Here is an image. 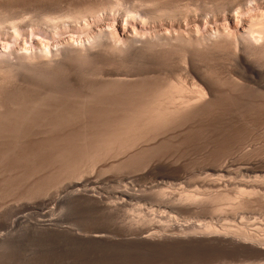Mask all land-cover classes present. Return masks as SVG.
Segmentation results:
<instances>
[{"label": "bare ground", "instance_id": "1", "mask_svg": "<svg viewBox=\"0 0 264 264\" xmlns=\"http://www.w3.org/2000/svg\"><path fill=\"white\" fill-rule=\"evenodd\" d=\"M13 1L15 2V0ZM22 1L23 0H21V3L24 4V2ZM25 1L28 2V0ZM45 1L47 2V0ZM78 1L79 4L81 0ZM49 2L56 3V1L54 2L53 0ZM7 3L9 4V2ZM45 3H42L41 1V5H44ZM67 3H69V0ZM82 3L83 4L79 5L78 7L75 6L76 8L74 9L71 8L70 5L73 4L70 3L68 6H70V8L73 10L69 9V11L65 6L66 8H64V11L66 9L67 12H62L58 9L57 11L55 10L52 12L45 11L47 9H45L44 7V10L41 13H39L40 10H38L36 11L37 13L35 12L36 14L33 13V15L32 13L31 15H26L24 12L23 16L18 15L17 17V14L15 15L14 13L16 17L14 18L10 14V17H12L13 19H9L8 14V18H5L6 16L3 15L5 17L1 19V16L0 33L2 30L3 32L5 31L8 33L12 29V31H15V33H22L21 29L29 26H34L33 28H35L38 27V25L40 28H42V30L46 32H55V30L58 32H60L61 30H69L71 33H78V31L81 30L85 25H90V28L91 25H93L95 22H102V27L96 31L97 26L95 25V31H93V33L91 32V35H89L87 32L89 36L87 35L88 38L85 41L83 39V42L81 44H75L74 40H72V42L69 39L70 41L68 40L63 45L57 46L53 49H50V46H48L49 48L43 47L42 49L41 46V49H36L31 53L17 52V50L15 52L13 50L12 52L11 49V52L8 50L9 52L7 53H0V137H5L6 135H8L17 138L20 137V139H22L23 133L32 130V128L28 129V127H30L32 124H36V122L38 121L57 124V126L58 124L73 125V123L76 122L82 123L83 126H93L94 129L86 130L85 128V130L83 129L82 132H80L81 134L79 133L80 137L79 135L77 137L80 139V143L78 145H74L72 142L73 139H71L70 137L69 141L72 143H70L69 145L67 144L66 148L64 147L65 149L63 150V152L62 150L58 151L60 154L62 152L63 163L61 162V165L64 168L63 171L70 172V170L72 169L77 171L78 168L81 167L82 171L79 172V168V173L77 172L76 176L80 174L82 177L83 174L81 173H84L88 170L90 171L99 162H106V160L110 159V161L112 162L110 163L108 161L110 163V166L108 167L113 169L118 168V170L121 169L126 172V174H124L125 172L122 171V175L125 176L121 177V174H118L121 178L117 177L118 180H115L117 181V183L122 184L120 185L121 187H117L118 189L122 188L118 192L119 195L115 193L116 191L114 192L112 190H107V192H114V194H116L118 198L122 199V201L120 200L122 206H127V203L122 204L123 201L125 203V201L128 202V199L134 200L135 198H137L136 200H138L140 197H143L141 193L144 192H142V190H146V188L144 187H148V183H158L157 187H152L153 185L151 186L152 189L148 187L147 189H150V191L158 188L160 184L166 183L167 185V181L169 180H172V183H180L182 182V180L186 182L188 180L187 184L189 185V181L193 182L192 179L195 177V175H197V172L195 171L196 173L195 175H193L194 177H190L192 181L189 180L190 178H186L187 180L185 179V181L183 176L185 174H176L182 172V170L184 169L182 159L181 161L174 160L175 158L166 155L171 154V152L165 154L163 149L167 146L168 142H171L172 139L173 141L177 139L178 137L174 138L177 135L183 136L181 135V133L185 134V132H187V127L191 123L196 122L195 120L199 116V114L206 111V109L210 110L211 108L208 109V107H210L215 101L220 100V97L223 96L224 98H229L228 101L231 99H233L234 101L242 92H247V95H249L248 93H250L256 98H258V95L264 94V0H87V2L85 3L83 0ZM19 4L20 2L17 4L20 8L24 6L23 4L21 6ZM29 4L32 5L31 3ZM39 4L37 5L40 6ZM66 4L64 3L63 6ZM13 5L14 3L12 5H9V8ZM30 5L28 7L31 8ZM32 6L34 7V5ZM52 6L56 9L54 4H52L51 7ZM58 6L61 7V4H59ZM47 7L48 6H46V8ZM20 8L19 11H21ZM34 24L38 25L35 26ZM98 26L100 25L98 24ZM206 27L214 28L215 32L210 29V31L212 30L213 33H200L202 32L201 30ZM87 29L88 26L87 28H85V30ZM104 61L109 63L111 61H113L112 63L117 62L118 65L120 62L121 66H116V64H113L115 65L113 66L111 65L112 63H110L108 67L107 63H104ZM100 62L102 64L104 63V66L100 65ZM73 66H75L76 68H73ZM77 68L79 71L77 70ZM76 70L79 73H77ZM16 80L18 81L17 83L20 82L21 84L23 82L25 83V85L26 83L27 85L30 84V86L33 83L37 88L42 87V89L39 88L40 90L38 91V89L36 88L38 93L33 94V92H28L30 88L29 86V88H26V91L24 90V86L22 91L20 90V88L23 86V84H21L22 86H18L17 84H15L17 86H13V82H16ZM37 80L38 83L46 82L48 86L45 84V88H43L44 83L43 85H40L35 82ZM62 82L69 83L65 86H68L70 84L74 85L72 86L73 88L71 87V89L77 93L71 92L72 90L68 91L70 89L67 90L65 86L64 87L66 89H63L62 86L64 84L59 87ZM36 84H38V86ZM35 86H32L30 89ZM76 86H79L77 88L79 92L76 90ZM67 92H70L69 96ZM71 93L77 95L70 96ZM242 95L243 94H241V97ZM247 95L244 97H247ZM246 99H248V97ZM212 109L214 111L215 108ZM206 113L207 112H205V114ZM54 130L56 131L57 129ZM54 130L53 132L56 133ZM29 132H27L26 135ZM49 133L51 132L49 131ZM58 133L59 132L57 131V134ZM31 134H33V131ZM31 134L29 136H31ZM49 136L50 135H48V137ZM71 136L73 137L72 134ZM61 138H63V136ZM78 138H76V141ZM255 139H248L250 141L249 144H244L240 141L239 145H237L236 148L233 147L235 149L233 150L234 152L232 153L230 152V150L229 152L232 154H229L228 152V156L226 155L227 153H224V155H226L227 157H225L223 160L220 159L217 164H205L206 161L204 162L202 160V163L204 162L203 164H205L203 166V170L205 171L203 172V174L205 173V178H202L203 175L200 172H202L203 170H200L199 176H202V179L200 178L198 183L202 181L201 183H206V187L207 184L216 186V188H214L213 186V188H209L214 189V191L215 189L221 187H223L222 189H224L228 185H233L231 187L235 188L237 184H242L244 185V189L240 188V190L237 191V193L239 192L242 197H247L251 194L253 195V193L254 195L256 193H260L258 191L255 192V190L257 189L253 187L264 181V174L261 175L260 172L262 168L259 170L260 166L255 160L256 157H254V159H251L250 157L249 160H243L241 158V156L243 157V155L245 154H255L254 152L257 151V147H259L257 146V142ZM244 140L245 139H243L242 141ZM176 157L178 158L179 156L177 155ZM182 157L183 156H181V158ZM214 161H216V159ZM214 161L213 163H215ZM187 163L188 162H186V164ZM257 165L259 166V168ZM101 168L102 170L104 169L103 166H101ZM193 168L195 169V166ZM97 169H99V167ZM106 169L108 168L106 167L104 169V173ZM92 170L94 171V168ZM121 170L119 172H121ZM100 171L101 170H99V172ZM170 171L176 172L174 173L175 175H170ZM75 172L73 171L70 174L73 173L75 175ZM183 173H185V171ZM168 174L170 176H168ZM234 174H242L243 178H241V176V179L237 180ZM244 175L249 178L247 179V177H245ZM76 176L73 177L76 178ZM85 176L88 177L89 175ZM115 176L113 178H115ZM198 177H195L194 179H199ZM77 178L79 179V176H77ZM96 178L99 179L100 176H97ZM104 178L105 177H103V179L100 178L99 180L102 181L104 180ZM97 179H95V181L98 182ZM80 180H82V178L79 179V182ZM83 181H85V178ZM95 181L94 179L89 180L90 184H94ZM197 181L198 180H195L194 182ZM83 183L86 184L87 182L85 181ZM198 183H195L196 186ZM96 184L98 185V183ZM109 184L111 183L109 182ZM80 185L81 184H79L78 186ZM176 185L177 184L175 183L174 186H171L175 188ZM178 185H180V187L183 186L181 184ZM72 186L73 185L71 184V187ZM162 186L164 187V185ZM162 186L160 187L162 188ZM184 186L183 191L182 188L180 189L178 187V190H176V192L178 191L179 193L176 194L175 189H171L174 191V193L171 194V191L169 189L170 187L166 188L167 186H165V189H167L166 191L164 190V188H160V190L157 189L155 192L160 191V197L162 194V198L164 196V198L167 197L168 200L165 199V201L168 202L167 204L164 203V198L162 201L163 205L166 204L167 208H169L170 206L171 208H175L177 212L180 213L189 212L190 210L192 213L197 211L196 213L198 215L203 213V205L206 208L204 209L207 211V207H211L213 205V202L216 204L221 201L222 203V200L224 198L226 199V197L228 196L227 198L229 199L230 196V193L227 195L225 194L226 191L224 193L221 189H219L221 191L216 192L217 194L215 195H211L208 193L209 195L206 197V199L208 198V200L211 202V205L209 206V201L205 199L207 203L205 201L203 202V195L201 196L200 193L198 194L195 191L194 192L197 194H195L194 192L192 193L191 190V192L188 191L189 189L184 191ZM201 186H199L198 188H200ZM93 187H87L88 189L86 188L87 190L85 191L81 190L83 188L80 189V187L75 188V192H78L77 197L81 194V196L85 197L88 201L90 200L91 203L92 201H94L96 205L99 204L96 202H102L103 200L106 201L107 199H103V196L105 194H101L102 192L100 193L99 191H96V189H94ZM246 187H252V191L248 188V190H246ZM113 188L117 190L115 186ZM206 189L208 190V188H205V190ZM253 189L255 190L253 191ZM167 191H170L169 194L171 195H169ZM69 194L66 195L69 197L72 192L70 195ZM144 195H146V193H144ZM198 195H200L202 198ZM116 196L114 195L113 198L115 199ZM253 196H250L249 198H252ZM106 197L108 196L106 195ZM235 197L238 198L240 196L236 194ZM246 197L245 199H243V197L242 199L240 198L241 200H235V206L232 205V207H234V209L236 210L235 215H238V209H244L246 205L248 206L250 202L249 200L251 199H246ZM71 198L74 201L73 197ZM108 199H110V197ZM228 199H226V201ZM116 200H114V204ZM109 201L111 200H108L107 202ZM50 203L47 202L49 206H51ZM111 203V205H106V207L109 208V210L114 211L116 207L112 206L113 200ZM203 203H206L208 206ZM101 204L105 206V204L107 203L105 202V204ZM108 204H110V202ZM47 206L48 205H45L44 208H46ZM111 206L114 209L111 208ZM128 206H130V203H128ZM219 206L215 205V213L217 211L220 212V210L223 209V207L221 208ZM213 208L214 207L212 206V209H209L213 210ZM181 210H185V212ZM198 210H200L201 213H198ZM205 213L208 216L209 213ZM211 213L213 212H210V214ZM204 214H201L203 218L206 216ZM145 215H141L139 216V218H137L138 214L137 216H135L137 218V220H135L137 222L139 221L138 224L141 221H154L155 217L153 218V215ZM209 217L213 218L212 215H210ZM206 219L204 218V220ZM209 222V224L208 222L207 224L206 222H203L205 223L204 226L202 224H199L200 226H197V224L192 228L191 226H189L188 229H190V231L186 228V235V230L182 229V231H185H183L185 237L182 236V240L189 241L191 239L197 238L199 240L208 241L210 243H218V245L228 244L229 246L230 244L235 245V247L239 246V248L243 247V249L245 247L255 248V250L256 248L264 250V244L260 241L261 236L263 238L262 233L260 234V229H262L261 227L263 226L258 223L259 221L255 222V227L253 230H249L247 226H240L235 230L231 229L230 227L218 229L214 225H212L211 221ZM135 224H133V226L131 225L132 227L130 225V227H127L132 229ZM42 225H46L45 227H48V229L52 228L51 230L54 229L59 231L63 229L54 227L50 222L42 223ZM137 225L134 228L137 230L140 228V231L137 232L141 234L142 232H145L141 230L143 226L140 227L139 224L138 228ZM127 227L126 229L128 230L125 229L126 231L124 230V233H126L127 231L129 232V230L131 233L132 230H134H131ZM66 229L68 228L65 227L64 230ZM160 230H165L166 233L172 231H167L164 226L163 228H160ZM175 231L179 233L181 229L179 228V231L175 229ZM74 232L75 235L79 236V239H82V241L84 240L85 242L89 240V243L91 241H95L96 243L98 241L104 240H115V238H111V236L109 237V235L107 236L106 233H102L100 230L94 232L93 234L88 233L89 235H82V233L80 234L76 231ZM151 232L153 233L154 231H149V233L147 232V234L143 233L141 235L142 237L140 236L141 238L138 237L139 235H137V238L143 240L144 242L149 241L159 244V239H164L165 241L168 240V238L174 237L172 235H169L171 234L169 233L168 235L172 237H165L166 234H164V238H162L161 236V238L158 239L156 237L159 236L158 231V235L156 236L151 234ZM120 233H123V231ZM132 236L135 239L134 235ZM175 236L176 237L174 238L176 239L177 235ZM156 238L158 240H156ZM125 240H127V238ZM161 242H163V240H161ZM251 250L253 249H250V251Z\"/></svg>", "mask_w": 264, "mask_h": 264}, {"label": "rangeland", "instance_id": "2", "mask_svg": "<svg viewBox=\"0 0 264 264\" xmlns=\"http://www.w3.org/2000/svg\"><path fill=\"white\" fill-rule=\"evenodd\" d=\"M2 1L0 0V18L2 16L1 19H3L5 16H6L5 18H8V16H9V19H13L12 17L16 18L15 17L16 14H17V17H18V15L23 16L24 12L26 15L27 14L31 15V13L33 15V13L40 10L39 13H41L44 10L43 9L44 7H45V9H47L45 11H51L52 12L55 10L57 11V9H58L62 12H65V11L67 12V10H69L71 8L74 9V8L78 7L79 5L83 4L82 3L83 0H81L79 4H78V2H79L78 0H77V2H76V0H73V2H72V0H69V3H67L68 0H60V1L59 0H53L54 2L56 1L57 4L53 3V2L50 3L49 1H51V0H49V1L47 0V2L45 0H37V1L34 0L35 2L33 0H28L29 3L34 5V7H33L32 5H30L25 0L22 1V2H24V4L21 3V0H19V1L15 0L16 3L13 0H7V1L2 0ZM41 1H42V3H45V2L49 3V4L45 3L46 6L49 7V9H48V7L46 8L45 4L44 5L42 4L43 5L42 6ZM62 1H64V2H62ZM5 2L8 6L5 4ZM7 2H9V4ZM19 2H20V4H19L20 6L22 4L24 5V6H22L23 10H22V8H20L17 5ZM85 2H87V0H84V3ZM13 3H14V5L9 8V5H12ZM58 3L61 4V7L58 6L59 5ZM64 3L65 4L67 3V4L63 6ZM70 3L73 4V5H70L71 8H70V6H68ZM74 3H75V5H74ZM25 4L27 7L25 6ZM37 4H39L41 7L38 6ZM50 4L51 5L54 4L56 9L53 6L51 7ZM29 5L31 6V8L28 7ZM16 6H18V7H16ZM65 6L67 7V10L65 9V11H64V8H66ZM72 6H74V7H72ZM62 7H63V9H62ZM19 8L21 9V11H19ZM25 8L28 10H26ZM50 8H53V9H50ZM15 9H17V10H15ZM73 9H71V10H73ZM14 13H15V15H14ZM7 14H8V16H7ZM10 14L12 17H10ZM3 15H5V16H3ZM98 24L100 26H98ZM34 25L36 26L38 24H34ZM93 25H91V27H90L91 29L89 28L90 25H87L88 26L87 30H85V28H87V26L85 25L86 27L84 26L82 28L85 31H83L81 29L78 31V33H71L69 30H61L60 32H58L56 30H55V32L54 31L53 32L52 31L46 32V31L42 30V28H40L39 25H38L39 28L38 27L33 28L34 26L33 27L29 26V27L23 28V29H21L22 33L21 32L15 33V31H12L13 29L10 30V32H8V33L5 31L3 32V30H2L0 33V53H2V52L7 53L9 51L11 52V50H12V52H13V50H14V52L17 50V52H27V53L29 52V53H31V52L35 51L36 49L37 50L41 49V46H42V49H43V47L49 48L48 46H50V49L51 48L53 49L57 46L63 45L69 39L71 41L74 40L75 44H81L83 42V39L85 41L88 38L87 37L88 34L91 35V32L93 33V31H95V28H96L95 25L97 26L96 31L102 27V22H95ZM210 29H212L213 32H215L214 28L206 27V28H203L201 30L202 32H200V33H203V34L205 32H206L205 34L213 33L212 30L210 31ZM23 30H25V31H23ZM63 31H65V32H63ZM56 32H58V33H56ZM87 32H88V34H87ZM9 45L11 48L9 47ZM112 62L113 61H111L110 63H112ZM100 63H98V64H100ZM104 63H107V65L109 67V65H110L109 62L104 61ZM104 63L103 64L101 63L100 65L104 66ZM113 64H116V66L118 65L117 62L116 63L114 62L111 65H113ZM103 66H101V67H103ZM113 66H115V65H113ZM118 66H121L120 62H119ZM73 68H76V67L73 66ZM77 70H78V68H77ZM78 71H77V73H79ZM17 82H18L17 80H16V82H13L14 83L13 86H17V85L20 86L21 84H23V86L21 85L22 87L20 88V90H22V91H23L24 86H25L24 87L25 91L27 90L26 88L28 86L30 88L32 86H35V84H33V83H32L33 85L31 84V86H30V84L27 85V83L25 85V83H23V82L21 84H20V82L19 83H17ZM35 82L38 83V80ZM43 83L39 82L38 84L43 85ZM15 84H17V85H15ZM38 84H36V85L38 86ZM45 84L48 86V84L45 82L43 85L44 86L43 88H45ZM67 84H69V83L68 82H66V83L62 82L59 87H61L63 85L62 86L63 89L67 88V90L70 89L68 91H71L72 90L71 87L74 85H72V84L68 85L70 87L69 88L68 86H65ZM56 87H57V85H56ZM78 87L79 86H76L75 88L79 92V90L77 89ZM30 88H29L28 92H30V93L33 92V94L38 93V91L40 89H42V87L37 88L36 86L33 87L32 89H30ZM36 88L38 89V91ZM75 88H74V90H75ZM64 92H65V90H64ZM71 92H74V91L72 90ZM69 93L70 92H67L68 96H69ZM74 93H77V92H74ZM74 93L73 94L71 93L70 96L77 95ZM245 93L242 92L241 93V94H243L242 97L240 94L238 96L239 98L237 97V99H235L234 101L231 98H230L231 100L228 101L229 98H224L223 96L220 97L221 98V99L219 98L220 100L215 101L216 103L215 102L212 103V105H214V106L211 105L210 107H208V109L211 108L210 110L206 109V111L199 114V116L197 117L198 120L196 118V120H195L196 122L191 123L187 127V129H186L187 132H185L186 131L185 130L184 131L185 134L181 133V135H183V136L177 135L176 137H174V138L178 137L177 139L174 140L175 142L172 139L171 142H168L170 145L168 143H167V146L165 145L166 147H164V149H163L165 154L171 152V154H169V155L166 154V155L169 157L171 156L172 158H175L174 160L181 161V159H182V161H183L182 163L184 164V169L182 170V172L176 173V172L170 171L169 172L170 175H173L174 173L185 174L186 176L183 175L184 180H185L186 178L189 179L190 177L195 175V173L197 172L196 174L199 176L201 173L203 175V177L202 176L201 177L204 179L205 173L203 174V172H205V171L203 170V166L205 164H209V163L210 164H217L220 161V159L223 160L229 154H232L234 152L233 150H235L233 147L236 148V146L239 145L240 141L244 144H249V142H250L249 140H252L255 138H257V139H255L257 142V146H259V147H257V151L258 150L259 151L258 152L255 151L254 155H253V153H252V155H248V154L243 155V157L245 159L242 156H241V158L243 160H246V159L249 160L250 157H251V159H254V157H256L255 160L257 161V164L260 166V168H259V166L257 165L259 170L262 168V170H260L261 175L264 174V130H263L264 129V97H262V96H264V94L263 95L261 94L262 96L258 95L257 96L258 98H256L254 95H251L250 93H248L249 95H247V92H245ZM246 95H247L248 99H246L247 97H244ZM249 96H250V98H249ZM252 96H254L255 98ZM222 98H223V101H222ZM236 101H238V102H236ZM242 102H244V103H242ZM217 104H221V105H217ZM212 108H215L214 111ZM205 112H207V113L205 114ZM199 120H200V123H199ZM78 123H79V125H78ZM78 123L77 122L73 123V125L72 124H58V126H57V124L47 123L45 121L44 122L38 121V122H36V124H32L31 125L32 127L31 126L28 127V129L32 128V130H29L30 132L26 130L29 133L26 135L27 132L25 131L26 133H23L22 139H20V137L17 138V137H12V136H8V135H6L7 137L6 136L0 137V264H264V250H261L258 248H256V250H255V248H245L244 247V249H243V247L239 248V246L235 247V245H230V244H229V246H228V244L227 245H220V244L218 245V243H210L208 241H202V240H199L197 238L191 239L189 241L188 240H182V236H184V232H185L184 230H183L184 231L183 232L182 229L186 230V233H185V235H186L187 229L189 226H191V228L196 226L197 224H198L197 226H200L201 224L204 226L205 223H203V222H206V224L208 222V224H209L210 223L209 221H211L212 225H214L218 229H222L224 227H226V228L230 227L231 229H234V230L240 226H245V227L247 226V228H249V230L250 229L253 230L255 227V225H254L255 222L259 221L258 223H260V225L263 226V227L260 226L262 228V229H260L262 232L260 230L259 231H260V234L262 233L263 238H264V198H263L264 195H262V194H264V181L260 182V184H258L257 186H254V187L252 186L253 188L257 189V190L253 189V191L255 190V192H257V191L260 192V193H256L255 195L253 193L254 196L251 194L250 196H253L252 198H249L250 196H247V197L243 196L244 197L243 198L242 195L239 194V192L237 193V191L240 190V188L244 189V185H242V184H237V186L242 185L243 187L242 186L237 187L234 184L236 186L235 188L231 187L233 185H228L231 188H229L228 186H226V187L224 186L225 187L224 188L225 190H224V189H222L223 187H221V188L217 187L218 189H215V191H214V189H212V188L213 187L216 188V186L207 184V187H206V183L205 184H204V182L201 183L202 181H200V183H198L201 177L200 176L198 177L197 175H195V177H198L199 179H197V178L194 179L195 177L193 176L194 177L192 179L193 182L189 181V183H190L189 185L187 184L188 183L187 179H186L187 181L185 180L186 182H184L183 180L180 183L175 182L177 184L176 185L177 187L175 186V188L173 187L175 185V183L174 182L172 183V180H169L171 183L169 181H167L168 182L167 185H166V183L160 184L158 188H155V190L150 191V189H152V187H154V186L157 187L158 183H155V184L148 183L147 186L150 189H147L148 187H144V188H146V190L148 192L146 190H144L143 186H142V189H143L142 192L146 193V195H144V193L140 192L143 197H140L138 200H136L137 198H135L134 200L128 199L127 200L128 202L125 201V203L123 201L122 204L127 203L126 204L127 206L123 205L126 207L125 208L121 205L122 199H120V198H118V196H116V194L119 195L118 192L122 188H120V189H118V188L121 187L120 185H122V184L117 183V181H115V180H118V178L125 176V175H122L123 172H125V171L120 169L121 172H119L120 170H118V168L113 169V168L108 167V166H110V163L112 162V161H110V159L106 160V162L104 161L106 163V165L104 162H101V163L99 162L100 164L99 163L96 164V166H95L96 168L93 167L94 171L92 170L93 169L92 168L90 171L88 170V171H85L84 173H81V174H83L82 177L80 174H78L77 176H79V179L82 178V180H80V182L76 176V173L78 172L79 168H80L79 172L82 171L81 167L77 166V167H79L77 171L72 169L74 172L76 171L75 175L73 173L70 174L71 172H73L72 170H70V172L69 171H63L64 168L61 165L63 163L62 162V152L66 148L67 144L69 145L70 143L73 142L74 145H78L80 143V139L77 136L79 135V137H80V134H81L80 132H82L83 129L85 130V128H86V130L87 129H89V130L94 129L93 126H90V127L89 126H83L82 123H80V122H78ZM67 125H68V127L70 125V127L68 128ZM194 125H195V128H194ZM52 126H54V127H52ZM53 128L57 129V130L55 131ZM189 129H190V131H189ZM193 129H195V130H193ZM53 130L56 133H54ZM32 131H33V134H31ZM46 131H48V132H46ZM49 131L51 133H49ZM57 131L59 132L58 134H57ZM191 131H193V132H191ZM44 132H46V133H44ZM65 132H66V134H65ZM68 132L69 133L71 132V133L69 134ZM30 134H31V136H29ZM64 134H65V136H64ZM67 134H68V136H67ZM71 134L73 135V137L71 136ZM48 135H50L52 137H50V136L48 137ZM59 135H61V136H59ZM74 135H75V137H74ZM62 136H63V138H61ZM65 137H66V139H65ZM70 137H71V139H73L72 142L69 141ZM53 138H54V140H53ZM76 138H78L77 141H76ZM15 139H17V140H15ZM60 139H62V140H60ZM243 139H245L244 140L245 142L242 141ZM64 140H65V142H64ZM237 140H238V142H237ZM173 146H174V148H173ZM59 150H62V152L60 151L61 154L58 152ZM229 151L232 153H230ZM56 152H58V153H56ZM228 152H229V154H228ZM35 153H37V154H35ZM175 153H176V155H175ZM224 153H227L226 154L227 156L224 155ZM29 154H30V156H29ZM177 155L179 156L178 158L176 157ZM181 156H183V157L181 158ZM184 157H186V158H184ZM206 157H207V159H206ZM219 157H221V158H219ZM215 159H216V161H214ZM202 160L204 162L206 161L205 164H203L204 162L202 163ZM196 161H198V162H196ZM213 161L215 163H213ZM186 162H188L189 164L188 163L186 164ZM196 164H197V166H196ZM199 165L202 167H200ZM97 166L99 167V169H97L98 168ZM101 166H103L104 169L106 167L108 168V169H106L105 173H104V169L102 170ZM190 166L191 167L195 166V169L192 167V169L194 171L191 169ZM99 170H101L102 172L101 171L99 172ZM200 170L201 171L203 170V171L200 172ZM184 171H185V173H183ZM92 174H94V175H92ZM118 174L119 175L121 174V177ZM124 174H126V172ZM169 174H168V176H170ZM72 175L76 176V178H74ZM85 175H89V176L91 175V176L89 178V176L86 177ZM237 175H239V174H234V176L237 180H240L241 178H243L242 174L239 176H237ZM97 176L98 177L100 176V178H102V179H103V177H105L104 180H102L103 182L101 180H99L100 178L97 179L96 178ZM110 176H111V178H113L115 176V178L111 179ZM238 177H239V179H238ZM245 177H247V176H245ZM84 178H85V181L87 182L86 184L83 183V182H85V181H83ZM91 178H93L94 181H95V179H97L98 182L95 181L94 184H90L89 180H93ZM248 178L249 177H247V179ZM108 179H109V182L112 184L113 187L114 186L116 188L118 187L117 190H115L111 186V184H109ZM236 179H235V181H236ZM189 180H191V178ZM195 180H198V181L194 182ZM105 182H108V183H105ZM73 183H75V184H73ZM96 183H98L99 186ZM182 183H184V184H182ZM185 183L187 186L185 185ZM195 183H198L199 186H201V185L202 186L200 188H198L199 187L198 184L196 186ZM71 184L73 185L72 187H71ZM77 184L78 185L81 184L82 186L81 185L78 186ZM88 184H89V186H88ZM115 184H117V185H115ZM149 184H150V186H149ZM178 184H181L183 186L185 185L184 191L189 189L188 191L191 190L192 193L195 191L198 194L200 193L201 196L203 195V199H204L203 202L204 201L206 202V200L209 201L208 198L206 199V197L209 194L215 195V194H217L216 192H219L221 190H223L224 193L226 191L225 194H227V195L230 193L229 194L230 196H229V199L227 198L228 196L226 197V199H228L227 201L224 198L222 200V203H221V201L216 203V204L213 202V205H212L214 207L213 210L209 209V208L212 209V206H211V207H207L208 210L206 211L205 210L206 208L203 205V207L205 208L204 209L202 207L203 213H201L202 208H201V211L198 210V213L199 212L201 214H204L205 212L209 213L208 216L206 213L204 214V215H206L204 218L205 219L207 218L206 220H204V218L201 216V214H199L201 216L200 217L196 213L197 211H195V212L193 211L194 213H192L190 210L189 212H191V213H189V212H185V210H181V211H184L185 213H183V212L180 213V212H177V210L175 208H171L169 206V204H168L169 208H167L166 204L168 202L165 201V199L166 200H168V199H167V197L164 198L165 196L163 198H164V203H166V204L163 205V202H162L163 201V198H162L163 194L160 197V194H161L160 191H157L158 193L155 191L157 189L160 190V188H161L160 186H162V185H164V187L162 186L161 189L164 188L165 191L167 190V189H165V186H167L166 188H169L171 185H173L169 188L171 192L167 191V193L169 194V192H170L171 194H173L174 193L173 190L175 189V194H176V193H179L178 191L176 192V190H178V187L180 189L182 188V191H183V186L180 187V185H178ZM203 184L205 187L203 186ZM109 185H110V187H109ZM84 186H85V188H84ZM77 187H80V189L83 188V189H81L83 191L87 190L88 188L93 187L94 189H96V191H99L100 193L102 192L101 194L104 193L105 195L103 194L104 195L103 199L105 198L107 200L106 201L103 200L104 202L102 201V202H96V203H99V204L104 203L105 204V202H106L107 204H105V206H103V204H101L102 206L99 204L96 205L94 203V201H92V203H93L92 204L90 200L88 201L85 197L81 196V194L78 196L79 197L78 198L77 197L78 192H75V188H77ZM108 187H109V189H108ZM210 187H212V188L209 189ZM252 187H246V190L249 189L252 191ZM100 188H102V189H100ZM205 188H208L209 191L207 189L205 190ZM171 189H173V190H171ZM219 189H221V190H219ZM107 190H112L114 192L116 191L115 192L116 194H114V192H112V191L107 192ZM70 191L72 192V194ZM107 193H109V194H107ZM197 193H195V194H197ZM66 194L67 195L69 194L71 197H73L74 201L72 200V198L70 196L68 197ZM113 194L116 196L118 202H117L116 198L115 199L113 198L114 197ZM171 194H169V195H171ZM236 194L239 195L240 197L236 198L235 197ZM257 194H259L260 196ZM106 195L108 197H106ZM109 195H111V196H109ZM200 195H198V196H200ZM204 196H205V198H204ZM109 197H110V199H108ZM241 197L243 199H245V197H246V199H248V198L251 199V200H249L250 201L248 204L249 207L246 205L244 209H242V208L238 209V211H237L238 215H235L236 210L234 209V207H232V205L235 206L237 199L239 200ZM260 197H261V199H260ZM80 198H82V199H80ZM231 199H232L233 203L235 202L234 204L232 203ZM108 200H111V201H109L110 204H108L109 203V202H107ZM112 200H113L112 206L116 207L114 209L111 206V208H113L114 211L109 210V208L106 207V205L108 206V205L112 204L111 203ZM114 200H116L115 204H114ZM45 201H46V203H45ZM49 201L53 202V203H50ZM47 202L50 203L51 206H49V204H47ZM119 203H120V205H119ZM128 203H130V206H128ZM206 203H203V204H206ZM208 204L210 206L211 202L209 201ZM45 205H48L49 207L47 206L46 208H44ZM115 205H117V206H115ZM215 205L216 206L220 205L219 207H221V208L223 207V209H221L220 212L217 211L215 213V211H216ZM118 206H120V207H118ZM170 208L172 209V211ZM232 210H234V211H232ZM243 210H244V212H243ZM178 211H179V209H178ZM186 211H188V210H186ZM146 212H148V213H146ZM210 212H213V213L210 214ZM130 213H132V214H130ZM214 213H215V217H214ZM137 214H138L137 218H139V216H141V215L144 216L146 214L147 216L153 215L152 217L153 218L155 217V219H156V220L154 219L153 222H149V221H146V222L143 221L142 222L141 221L139 223L140 227L143 226V228L141 230L145 231V232L141 231L142 234L143 233L147 234V232L149 233V231H154L153 233L151 232V234H153L155 236L159 234L160 237L156 236L158 239L161 238V236H162V238H164L163 237L164 234H166L165 237L166 236L168 237L169 235L176 237L175 235H177L178 239L177 238L175 239L174 237H173L174 240H173V238H168V240H165V241H164V239H159V244L149 242V241H148L149 243L147 241H145L146 242L145 243L143 240L137 238V235H139L138 237H140L142 235L141 233L137 232V231H140L139 230L140 228L138 227L139 221L137 222L136 221L137 218L135 217V216H137ZM210 215H212L213 218L209 217ZM208 217H209V219H208ZM210 218H212V219H210ZM133 219L134 220L136 219V220L134 221ZM161 221H163V222H161ZM47 222L52 223L53 226L58 228V229H62V228L63 229L59 230V231L54 230V229L51 230L52 228H50V227H49L50 229H48V227H45L46 225H42V223H47ZM134 222L137 223L138 225L135 224ZM132 223L135 224L132 229H134L136 225L139 229L138 230L134 229V230H136V231H134L131 228H129L131 225L133 226ZM141 224H143V225H141ZM162 225L164 226V228L167 229V231L168 230L169 231L172 230V231L166 233L165 230L164 231L160 230V228H163ZM127 226H129V227H127ZM180 226H182L184 228H182ZM65 227L68 228L69 230L68 229H66L67 231L64 230ZM126 227L131 229L132 232L134 231L133 233H135L136 235L133 234L132 232L130 233V230H129V232L127 231L128 235H127V232L124 233V230L126 229ZM179 228L181 229L183 235H182L181 231H179ZM70 229H72V230H70ZM175 229L178 230L179 233L177 231H175ZM99 230L102 233H106L107 236L109 235V237L111 236V238H115V240L114 241L109 240L110 242L108 240H104L105 242L104 241H98L96 243H95V241H93V242L91 241L89 243V240L86 242L84 240L82 241V239L78 238L79 236L74 234L75 233L74 231H76L80 234L82 233V235L83 234L85 235L88 233L93 234L94 232L99 231ZM126 230H128V229H126ZM156 230L158 231V234H157ZM188 230L190 231V229H188ZM122 231H123V233H120ZM162 231L165 233H163ZM173 231L176 233H174ZM169 233H171V234H169ZM124 234H126V235H124ZM130 234L134 235L135 239ZM172 236H169V237H172ZM179 236L181 239L179 238ZM126 238H127V240H125ZM157 238H156V240H158ZM263 238L261 236L260 241L264 244ZM165 239H167V238H165ZM161 240H163V242H161ZM181 240H182V242H181ZM169 241H170V243H169ZM141 242H143V243H141ZM250 249H253V250L250 251Z\"/></svg>", "mask_w": 264, "mask_h": 264}]
</instances>
